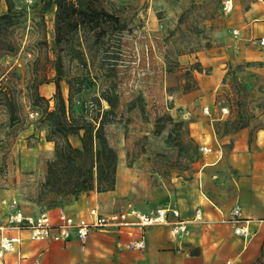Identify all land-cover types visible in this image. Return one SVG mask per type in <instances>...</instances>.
I'll use <instances>...</instances> for the list:
<instances>
[{
	"label": "rangeland",
	"instance_id": "obj_1",
	"mask_svg": "<svg viewBox=\"0 0 264 264\" xmlns=\"http://www.w3.org/2000/svg\"><path fill=\"white\" fill-rule=\"evenodd\" d=\"M221 1L101 0L106 10L121 18L123 31L118 36L114 29L103 34V42L97 40L96 50L87 57V67L65 61L70 73L91 81L73 97L76 114L81 113L82 107L90 109L92 97L102 89L115 91V116L105 126V132L120 165L132 171L127 179L142 181L137 174H143L151 185L171 186L175 174L186 180L193 178L202 155L192 134L193 126L190 127L195 119L187 112L198 97L207 100L212 96L218 115L220 104L224 105L223 119L213 122L217 134L234 132L243 125L241 128H249L248 145L253 143L264 111V59L227 60L219 67L206 60L215 44L236 39L233 27L223 37L216 31L218 21H230L232 13H224ZM14 2L17 7L29 8L38 0ZM4 9L1 2L0 12ZM53 18L54 10L45 13L49 42ZM22 55L1 62L6 66L16 64L18 73L28 78L39 67H26ZM113 63L115 68L110 72L108 67ZM44 72L50 78L54 76L48 65ZM205 85L210 90L204 89ZM60 87L67 99L66 83L61 81ZM39 92L49 99L52 108L53 83L40 85ZM24 94L22 89L24 123L8 125L7 116L0 109V190H9L7 198L14 196L29 209L42 208L39 187L46 161L53 154V143L45 140L37 109L30 106ZM100 103L108 109L104 101ZM71 141L79 145L77 137ZM131 199L122 196L115 208L124 205V200L134 203Z\"/></svg>",
	"mask_w": 264,
	"mask_h": 264
},
{
	"label": "crops",
	"instance_id": "obj_2",
	"mask_svg": "<svg viewBox=\"0 0 264 264\" xmlns=\"http://www.w3.org/2000/svg\"><path fill=\"white\" fill-rule=\"evenodd\" d=\"M232 4L230 21H218L216 31L223 37L233 27L240 35L233 36L236 39L231 42L214 43L206 60L216 67L227 60L264 59V48L252 41L264 34V0H232ZM204 89L210 90V86L205 85ZM193 103L187 112L195 119L190 122L193 137L198 147L208 145L213 151L201 156L192 179L175 174L171 186L151 185L143 174H137L142 181L127 179L132 171L120 165L118 157L114 190H89L65 204L68 211L82 216H87L92 207L108 214L124 210L128 204L146 213L160 205H172L182 219L189 220L188 236L173 237L167 225L148 226L144 230L145 248L135 250L126 247L130 240L140 237V229L132 226L120 230L116 227L95 229L84 243L76 239L64 244L30 241L22 233L17 250L7 253L0 264H254L264 261V111L262 125L255 129L254 141L249 146L248 127L226 134L215 132L213 122L223 119L224 105L220 104L218 115L212 96L207 100L198 97ZM205 106L209 109L208 115L201 113ZM2 195L6 196L0 198V222L6 216L5 203L14 197L7 198L9 190H0ZM122 196L132 198L134 203L124 200V205L115 208ZM21 204L25 213L41 209H29ZM234 205H239L243 217L250 220L253 235L248 241L235 235L230 225L218 222ZM196 209L200 210V221L193 220Z\"/></svg>",
	"mask_w": 264,
	"mask_h": 264
},
{
	"label": "trees",
	"instance_id": "obj_3",
	"mask_svg": "<svg viewBox=\"0 0 264 264\" xmlns=\"http://www.w3.org/2000/svg\"><path fill=\"white\" fill-rule=\"evenodd\" d=\"M1 2L5 9L0 12V109L7 116L8 125L24 123V89V98L37 109L45 140L53 143V154L46 161L38 193L43 207L70 202L93 189L114 190L118 157L108 142L105 126L115 116L117 95L109 87L102 89L92 97L90 109L82 107L81 113L76 114L73 97L91 81L70 73L65 61L87 67V57L96 50L97 40L103 42L102 35L113 29L120 35L123 21L106 10L101 0H38L29 8L17 7L14 0ZM52 10L53 35L49 42L45 13ZM21 53L26 67H39L28 78L18 73L16 64L6 66L1 62ZM47 65L54 72L51 78L44 72ZM114 66L115 63L109 65L108 70L112 72ZM61 81L67 85V99L62 96ZM47 83L54 85L52 108L49 99L39 92L40 85ZM101 101L108 109H103ZM70 137H77L79 145H73Z\"/></svg>",
	"mask_w": 264,
	"mask_h": 264
},
{
	"label": "built area",
	"instance_id": "obj_4",
	"mask_svg": "<svg viewBox=\"0 0 264 264\" xmlns=\"http://www.w3.org/2000/svg\"><path fill=\"white\" fill-rule=\"evenodd\" d=\"M221 5L224 13L232 11V0H222ZM232 34L234 37H238L240 31L233 29ZM252 41L259 48H264V34ZM221 110L226 112L225 108ZM201 113L208 115V107H203ZM212 151L213 149L208 145L198 147V152L201 155L209 154ZM65 204L62 203L49 208L43 207L36 213H25L24 207L16 197L5 203L6 216L0 222V261L4 259L7 253L17 250V246L22 240V233H25L30 241L64 244L71 239H76L80 243H84L91 231L95 229L116 227L120 230L132 226L140 229V237L130 240L126 247L135 250L145 248L144 230L148 226L167 225L170 235L177 238L189 235V220L182 219L179 210L172 205H160L146 213L139 211L132 204H128L126 209L108 214H103L97 207H92L88 210L87 216H82L68 211ZM52 210L55 211L54 214L51 213ZM193 220H201L199 209L195 210ZM218 222L230 225L233 233L240 236L244 241H248L253 235L250 220L243 217L239 205L231 207L226 216L218 219Z\"/></svg>",
	"mask_w": 264,
	"mask_h": 264
}]
</instances>
